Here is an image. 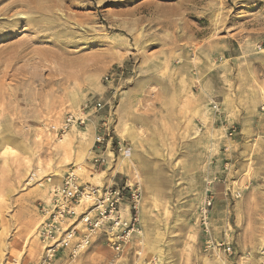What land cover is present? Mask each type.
<instances>
[{
    "label": "rangeland",
    "instance_id": "obj_1",
    "mask_svg": "<svg viewBox=\"0 0 264 264\" xmlns=\"http://www.w3.org/2000/svg\"><path fill=\"white\" fill-rule=\"evenodd\" d=\"M13 1L0 0V264H40L66 173L87 181L119 159L142 176L140 239L116 255L99 238L57 264H264V0ZM87 100L106 105L61 135ZM104 120L113 148L97 143Z\"/></svg>",
    "mask_w": 264,
    "mask_h": 264
},
{
    "label": "built area",
    "instance_id": "obj_2",
    "mask_svg": "<svg viewBox=\"0 0 264 264\" xmlns=\"http://www.w3.org/2000/svg\"><path fill=\"white\" fill-rule=\"evenodd\" d=\"M114 75L107 74L105 80L113 81ZM105 105L106 102L102 100L85 101L77 112L65 115L59 133L63 135L73 127L85 126L92 114ZM101 128L103 131L99 134L97 143L113 148L117 141L113 122L104 120ZM118 143L119 152L123 154L125 146L119 141ZM112 152L115 156V150ZM92 161L95 170L106 167L108 163L103 155ZM142 199L143 181L136 169L132 170V177H127L120 183L100 185L81 181L77 168H72L63 177L60 187L53 191L52 205L45 210L48 215L41 222L38 231L43 244L40 264H56L57 258L65 252L68 257L74 258L99 238L104 239L116 255L123 254L135 238L140 239ZM210 204L208 202L204 207L201 219L207 234L210 232L207 210ZM126 207L128 214L124 211ZM137 242L141 243L140 240ZM212 246L213 243L210 242L209 247ZM217 246L224 247L225 252L232 254L229 243L221 242Z\"/></svg>",
    "mask_w": 264,
    "mask_h": 264
},
{
    "label": "bare ground",
    "instance_id": "obj_3",
    "mask_svg": "<svg viewBox=\"0 0 264 264\" xmlns=\"http://www.w3.org/2000/svg\"><path fill=\"white\" fill-rule=\"evenodd\" d=\"M41 1V0H40ZM43 1V0H42ZM49 1V0H48ZM53 1V0H51ZM13 3H17L18 5H21L23 7H27L29 9V12H41V13H45V12H48V11H51L53 10V6L55 7L54 4H52V6H46V5H43L42 3H40L39 1L37 0H14ZM12 3V4H13ZM75 5V3H74ZM22 7V8H23ZM2 9V8H1ZM4 9H6L7 11V14L9 12V10L11 9V5H7ZM13 9V8H12ZM21 9V8H20ZM23 11V10H22ZM59 11V10H58ZM28 12V11H27ZM10 13V12H9ZM9 15V14H8ZM11 15V14H10ZM21 15V14H20ZM23 15V14H22ZM19 16V15H18ZM62 16V15H61ZM63 17V16H62ZM23 20V19H22ZM7 21V20H5ZM41 51V50H40ZM79 100L80 99H77V98H74L73 99V104H74V107H78L79 105ZM79 110V109H77ZM91 125V122L89 123ZM89 125V126H90ZM88 126V127H89ZM75 128V127H73ZM82 130V129H81ZM126 137V136H125ZM68 138V137H67ZM124 141V140H123ZM115 160V159H114ZM110 170H113V171H110ZM115 171H118V172H126L127 175H131L130 172H131V168L129 166V162L127 159H119L118 161L115 160V163L113 164V160H110L109 164H108V168L106 170H101L97 173H95V175H93V173H87L86 174V180L87 181H94V182H97L98 184L100 185H104L106 180L108 179V177L111 175V174H114ZM93 175V176H92ZM132 176V175H131ZM60 187V186H59ZM48 203L49 205H52V201H50V199L48 200ZM126 214H128V208L126 207L125 210ZM127 217V216H126Z\"/></svg>",
    "mask_w": 264,
    "mask_h": 264
},
{
    "label": "crops",
    "instance_id": "obj_4",
    "mask_svg": "<svg viewBox=\"0 0 264 264\" xmlns=\"http://www.w3.org/2000/svg\"><path fill=\"white\" fill-rule=\"evenodd\" d=\"M89 122L92 123V121H89ZM92 124H93V123H92ZM127 124H128V123H124V121H121V122H120V126L123 127V130L121 129V133H123V134H127V137L130 136V138L135 139V137L132 135V134H133L132 131L129 130V129L127 128ZM134 126H136V128H138L137 125L134 124ZM129 154H130V151H129ZM131 155H134V154L132 153ZM109 179H110V178H108L107 180H109ZM91 182H93V181H91ZM116 183H118V182H116ZM56 264H57V263H56Z\"/></svg>",
    "mask_w": 264,
    "mask_h": 264
}]
</instances>
